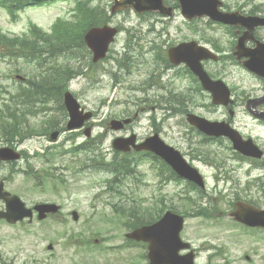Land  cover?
Here are the masks:
<instances>
[{"label": "rangeland", "instance_id": "obj_1", "mask_svg": "<svg viewBox=\"0 0 264 264\" xmlns=\"http://www.w3.org/2000/svg\"><path fill=\"white\" fill-rule=\"evenodd\" d=\"M223 1L225 8L237 9L241 6L242 9L249 11L255 6H260L264 13V0ZM52 3L40 8L28 6L20 13L18 21H13L8 12L0 7V30L10 36L23 35L34 22L42 29L50 31L48 29L56 17L72 15L70 11L74 0H56ZM95 3H101L109 10L111 1L95 0ZM77 18V14L74 18H69V24L74 26ZM112 21L119 24L124 31L112 44L110 56L96 67L89 66L90 57L80 58L77 67L82 72L76 74L69 82V89L76 94L82 106L98 113L95 118L94 136L108 129L109 133L102 148L108 157H112L113 138L125 132H115L109 126L104 127L100 123L110 121L126 108L132 111L141 107L146 108L140 119L128 127L129 130H134L143 138L154 130L159 132L162 139L179 149L184 157L205 175L206 193L194 190L186 194L188 185L185 183L163 182L158 178L155 169L151 168L152 164L149 161L140 165L141 179L133 177L127 179L122 191L116 193L115 197L96 195L106 183L108 177L106 172L90 169L77 172L81 166L80 157L85 155L82 152L79 156H67L64 161L48 153L44 157L33 156L31 161L35 168L42 170V174L35 176L23 171L27 168L26 159L15 165L3 163L0 165V180H5L8 190L20 195L28 206L40 201L63 204L65 223L61 222V218L56 217L44 223L34 217L32 223L25 220V223L14 225L0 219V264H146L148 260L144 253L147 248L144 245H124L125 233L129 228L125 227V224L120 222L119 216L115 214L116 209L120 208L119 205H125L127 209L139 207L146 218H150L149 212L159 215L171 207H175L181 213L190 214L201 207H207L208 201L210 206L207 209L215 211L214 215L210 218L198 216L200 214L188 217L181 233L185 240L190 241L198 249L197 264H264V229L256 231L246 229L234 223L228 214L226 215L231 208L230 202L236 200L238 194L243 199L252 196L259 200L258 193L260 195L264 193L258 190V184L254 182L260 176L264 181V170L250 165L248 161L239 160L230 149L231 144L227 139L223 138L212 143L206 141L203 135L187 122L184 112L172 110L163 120L164 111L158 109L155 103L138 106L135 104L138 98L165 94L171 87H176L177 91H180L181 87L184 91L189 89L192 91V88H188L191 83L187 79L177 82L180 78L176 76L175 69L165 71L166 74L161 78L160 85L151 84L146 92L143 91L146 90V78L152 70V67L145 64L149 59V54L145 52L155 40L161 42L164 37L170 36V43H177L191 36L190 38L198 41L201 38L200 42L212 49V44L200 32V27H205L209 35L216 37L227 47L226 42L231 39L226 34V28L218 25L214 27L215 30L209 29L208 25H205L207 20L200 19L193 26L196 27V32H193L180 14L172 21L157 23L153 17L142 18L135 12H122L112 15ZM151 23H154V32L149 31ZM163 28L166 30L161 32ZM136 33L138 38L135 40L133 50H129L132 43L129 38ZM140 44L143 45V50L139 47ZM45 46L49 47V43H45ZM2 51L7 52L6 49ZM73 51L75 50H63L58 45L50 49L40 60L42 69L46 68L42 72L51 71L49 69H52L51 65L54 62H64L67 55L72 54ZM226 52L230 51L227 49ZM128 53L137 55L139 63L132 64L130 73H126V70H117L114 61L123 60ZM215 64L212 65V71L215 72V68L217 69L216 74L232 88L235 96H240L242 93L244 96H247V93L261 94L263 90L261 79L236 61L221 60ZM109 71H118L119 75L115 79ZM35 72H39L37 62L29 63L16 54L4 56L0 53V106L5 100L13 99L21 89L28 87L27 81ZM17 75L25 79L20 80L16 78ZM24 99L28 103L25 110L26 117L17 120H20L19 123L24 122L23 125L26 126V118L29 121L34 119L35 100L29 95H25ZM195 99L197 103L182 100L183 106L211 120H222L227 115L221 106L212 103L208 94L199 93ZM15 100L18 101V98ZM179 107L178 105L174 108ZM238 121L241 131L259 136L258 142L264 148V129L257 125L245 109L238 113ZM70 133L63 132L55 143L50 141L49 136L33 137L21 144V149L29 150L32 155L37 150L44 152L49 145H54L49 149L69 147L68 139L73 136H76L77 143L85 140L80 132H75L77 135L72 136H69ZM5 145L8 143L0 139V147ZM205 149L213 150L212 157L221 162L220 167L204 159ZM227 177L230 179L227 180ZM61 179L64 180L63 183ZM199 193L203 198L201 203L193 204L186 199L188 196H195V199ZM121 196L123 197L119 198ZM262 199L264 200V196ZM1 207H3L2 203H0ZM74 209L80 213L78 221H74L71 215ZM128 212L125 217H128ZM74 231L84 232L83 235L91 237L92 241L98 239V244L101 246L91 245L82 249L75 246L67 247L64 244L66 238L64 234L70 235ZM49 243L54 244L52 250L48 249ZM122 245L124 246L121 247ZM247 256L250 259H247Z\"/></svg>", "mask_w": 264, "mask_h": 264}, {"label": "water", "instance_id": "obj_2", "mask_svg": "<svg viewBox=\"0 0 264 264\" xmlns=\"http://www.w3.org/2000/svg\"><path fill=\"white\" fill-rule=\"evenodd\" d=\"M182 14L188 18L208 16L214 21H220L227 24L245 25L250 29V33L245 32L240 38L238 48L243 45L244 40L252 34V30L257 25H264V17L257 15H244L240 10L223 11L221 0H179ZM133 7L139 13L147 10H159L165 14H172V8H166L163 0H115L112 5V11L128 9ZM168 10V11H167ZM116 33V29L105 26L103 28H94L87 35L88 44L96 51L97 56L105 54L108 45ZM252 53H241L250 55L251 59L246 65L260 76L264 77V45L259 50ZM172 61L179 63L187 62L192 70L200 77L206 90L212 92L214 102L219 104H228L230 102V89L222 80H213L204 70L200 63L202 58L212 57L218 59V56L205 47L198 46L197 42L183 43L170 50ZM65 101L71 112L72 119L69 128L81 126L84 119L90 117L91 113L83 114L79 110V104L70 92H66ZM264 116V115H263ZM189 121L196 125L203 132L214 136H228L234 144V148L246 155L261 157L263 151L253 142L252 139L244 140L240 133L232 128L228 123L222 121H209L195 114L189 115ZM126 119L125 122H129ZM123 122L113 120V128L119 129ZM57 132L54 134V138ZM133 146L137 150H150L162 157L173 169L182 177L192 180L204 187V179L197 168L187 162L183 155L174 147L167 144L158 134L148 137L141 144H136V135L130 137H119L114 140V147L118 150L129 151ZM19 156L11 148H1L0 158L15 159ZM0 199L6 201V210L0 212V217L14 223L26 216H32L33 211L27 208L25 203L17 196L4 190V183L0 182ZM237 208L231 215L235 220L246 223L251 226L264 227V210L257 209L252 205H246L242 202L236 204ZM40 212L39 217L43 218L48 212H56L59 206L56 204L44 203L35 206ZM75 218H78L74 212ZM184 226V217L180 214L168 211L160 220L138 227L127 234V237L137 241L148 242V258L151 264H195V254L193 251L181 253V250L189 248L190 243L184 242L181 238V230ZM52 245L50 246V248Z\"/></svg>", "mask_w": 264, "mask_h": 264}, {"label": "flooded vegetation", "instance_id": "obj_3", "mask_svg": "<svg viewBox=\"0 0 264 264\" xmlns=\"http://www.w3.org/2000/svg\"><path fill=\"white\" fill-rule=\"evenodd\" d=\"M166 3L169 5H173L176 7L178 6V2L176 0H166ZM245 10V9H243ZM245 12V11H244ZM259 14H262L261 12H257ZM152 16H144L143 18H148V17H153V19L159 23V22H166V20L172 21V18H165V16H161V15H154V14H149ZM185 20V19H184ZM186 23H188L191 26V29H193V32H196V27H193L196 25V21H186ZM154 23H151L150 27H149V31H153L155 30V28H153ZM205 25H208L209 29L215 30V26H218V24L212 23V22H208L206 21ZM228 31H227V35L230 36L231 41L226 42L228 44V46H224V44L220 43V46L218 47L219 52L223 55L224 60L228 59L229 56H227L229 54V52H226L227 49L231 52V54L234 56V52H235V47L237 44V41L239 39V37L247 30V27L245 26H229L228 25ZM166 30V28H163L161 32H164ZM201 32V31H200ZM203 33V32H202ZM157 34H161L160 32H157ZM203 36V35H202ZM207 36V34H206ZM193 38L187 37L183 40V42L185 41H191ZM200 41H202V39L200 38ZM181 42V41H180ZM258 42L260 43H264V27H256L253 31V38L248 39L245 41V44L243 45V51L247 52L253 48H256ZM126 59L128 60V54L126 55ZM246 58L243 57L240 60L237 59V62L239 64H243V61H245ZM205 68L210 72V74L213 73L212 69V65H216L213 61L211 60H205L203 62ZM217 69L215 68V72L214 74L216 75V77L214 75L215 78H220L218 77V75L216 74ZM194 82L196 81L195 77H192ZM263 84V90L261 92L260 95H255V94H251V93H247V96H244L243 93L240 96H235V93L233 94V90H232V94H233V102L230 105L227 106H223V110L224 112L227 114L225 116V118H223V120L229 122L230 124H232L233 126H235L236 128H238L240 130V132L242 133V135L245 138L248 137H253L255 142L259 144V136L257 135H251V134H245L243 131H241L240 127L241 125L239 124L238 121V113L240 112V110L245 109L248 112V104L249 106L255 110V112L257 113V115L253 116L251 115V118L257 122V125H259L260 128L264 129V119L262 118V114L264 113V81L262 78H260ZM188 88H192V85L190 84V86ZM198 90V89H195ZM181 92H186L184 90H182V87L180 88ZM194 93H196V91H194ZM194 97L191 98L190 101H193ZM260 145V144H259ZM238 158L243 159L245 161H248L250 165L255 166V167H260L264 170V159H255L252 158L250 156H243L241 154H236ZM255 184H258V190L261 191V193H264V181L262 180V176L257 177L255 182ZM259 195V200L255 197H246L245 201L254 204L255 206H258L259 208H264V200L262 199V197L264 196V194ZM240 198V195L238 194V197ZM197 254L199 255L198 249L196 248Z\"/></svg>", "mask_w": 264, "mask_h": 264}, {"label": "trees", "instance_id": "obj_4", "mask_svg": "<svg viewBox=\"0 0 264 264\" xmlns=\"http://www.w3.org/2000/svg\"><path fill=\"white\" fill-rule=\"evenodd\" d=\"M17 2L21 1V0H16ZM81 5L78 6V9H80ZM92 16V14H90V17ZM89 22V20H88ZM87 22L85 21H80L78 22L73 28H67L63 34H62V44L64 46L76 42L79 39H81V31L87 26ZM91 24V23H90ZM88 24V25H90ZM4 37H8L7 35H3ZM0 36V43L4 42V37ZM72 37H77L76 39H72ZM9 39V38H8ZM10 40H14V41H19L18 38H13ZM27 41V40H25ZM12 42V41H11ZM20 42V41H19ZM38 46V44H33V47ZM54 46H50L49 49L53 48ZM41 51H45V49H42ZM59 63L58 62H54L55 67H53L52 69H49L51 71L47 72V73H42L40 72L37 81L34 83L36 85L33 86L32 90L29 93L30 98H35V99H40L44 102L49 101V100H62V93H63V86H62V82L64 81L63 79V74L62 71L60 69H58L57 65ZM60 68V67H59ZM29 88H23L21 89V93L17 96L16 98H18V101L15 103L16 106L19 109V113L21 114L20 116L10 112L9 114H2V116L4 117L3 121L5 124L10 125L13 129V131L15 132L16 135L20 136L21 138L24 137V133H25V129L26 127L23 125V123H19L17 120L19 118H25L26 117V108L28 107V103L25 101V95H27ZM7 105L5 104V107ZM22 110V112H20ZM3 123V124H4ZM128 154H125V158H127ZM125 160V159H124ZM123 160V161H124ZM115 169H118V164H119V159L115 161ZM161 164L163 166V170L164 173L163 174H167L170 173L173 177H176L175 173L171 170V168L165 164L163 161H161ZM122 172L126 171V168L123 167ZM128 170L131 171V173L133 174V176L136 175V170L135 168H130L128 166ZM120 208H117L115 211V213L117 215L122 214L125 215L126 212H128V217H124L121 216V218H126L125 224L126 226H128V228H135L138 227L140 225L146 224V223H151L152 221H154V213L153 212H149V214L151 215L150 218H146V216L142 213V209L141 208H134V209H127V207L125 205H119ZM175 209V207L173 208ZM176 210V209H175ZM198 213L203 214L202 210H199ZM81 236V235H80ZM79 240L76 239L74 241V243H78ZM85 242V241H83ZM134 244H138V243H134ZM145 256V254H144Z\"/></svg>", "mask_w": 264, "mask_h": 264}]
</instances>
